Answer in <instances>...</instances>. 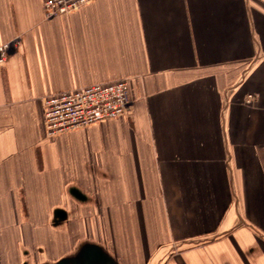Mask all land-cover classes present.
Masks as SVG:
<instances>
[{
  "label": "crops",
  "instance_id": "obj_1",
  "mask_svg": "<svg viewBox=\"0 0 264 264\" xmlns=\"http://www.w3.org/2000/svg\"><path fill=\"white\" fill-rule=\"evenodd\" d=\"M0 264H264V0H0ZM130 79L133 112L47 136L43 100ZM251 103V104H250Z\"/></svg>",
  "mask_w": 264,
  "mask_h": 264
},
{
  "label": "built area",
  "instance_id": "obj_2",
  "mask_svg": "<svg viewBox=\"0 0 264 264\" xmlns=\"http://www.w3.org/2000/svg\"><path fill=\"white\" fill-rule=\"evenodd\" d=\"M96 0H42L47 19L72 14ZM17 41L0 46V64L7 62ZM136 94L130 79L80 86L43 100L47 136L88 128L94 124L128 118L133 112Z\"/></svg>",
  "mask_w": 264,
  "mask_h": 264
},
{
  "label": "water",
  "instance_id": "obj_3",
  "mask_svg": "<svg viewBox=\"0 0 264 264\" xmlns=\"http://www.w3.org/2000/svg\"><path fill=\"white\" fill-rule=\"evenodd\" d=\"M57 264H116L115 261L99 246L87 244L82 247L75 258H64Z\"/></svg>",
  "mask_w": 264,
  "mask_h": 264
},
{
  "label": "bare ground",
  "instance_id": "obj_4",
  "mask_svg": "<svg viewBox=\"0 0 264 264\" xmlns=\"http://www.w3.org/2000/svg\"><path fill=\"white\" fill-rule=\"evenodd\" d=\"M251 104V103H250ZM84 129V128H83Z\"/></svg>",
  "mask_w": 264,
  "mask_h": 264
}]
</instances>
